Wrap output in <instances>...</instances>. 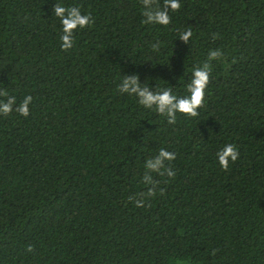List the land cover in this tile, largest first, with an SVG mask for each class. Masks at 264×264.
I'll use <instances>...</instances> for the list:
<instances>
[{"label": "trees", "instance_id": "16d2710c", "mask_svg": "<svg viewBox=\"0 0 264 264\" xmlns=\"http://www.w3.org/2000/svg\"><path fill=\"white\" fill-rule=\"evenodd\" d=\"M179 3L164 26L141 0H0V100L33 98L0 114V264H264V0ZM55 4L91 16L67 51ZM215 49L196 117L169 124L118 90L136 75L186 96ZM160 149L175 176L152 173L163 195L138 208Z\"/></svg>", "mask_w": 264, "mask_h": 264}, {"label": "clouds", "instance_id": "9594fccd", "mask_svg": "<svg viewBox=\"0 0 264 264\" xmlns=\"http://www.w3.org/2000/svg\"><path fill=\"white\" fill-rule=\"evenodd\" d=\"M141 2L143 5H148L149 3L156 5L151 10L144 8L142 15L146 17V20H143L142 23L145 24L151 23L166 26L171 22L169 11H178L181 7L179 0H163L162 6L159 0H141ZM53 11L54 15L60 19L62 26L60 47L63 51H67L73 46L74 31L78 27L84 28L90 25L92 23L91 16L90 14H82L79 7H64L61 4H55ZM179 35L180 39L187 43L192 36V32L191 30H186ZM222 58L223 53L220 49L209 51L207 60L201 66L193 69L192 79L186 85L188 92L186 96L178 97L174 95L171 88L157 89L155 92L149 91L146 85H141L138 82V76L136 75L124 77L122 83L118 86V90L121 93L134 95L141 106L148 109L154 108L157 113L165 115L168 118L169 124H174L177 113L189 117L199 115L198 109L204 105L205 89L210 80V73L212 71L211 61ZM0 96H7V92L0 93ZM32 99L30 95L25 96L23 101L18 105L14 96L8 97L7 102L0 100V114L8 116L15 111L19 115L27 117L29 115V104ZM13 105H16V107L13 108ZM216 155L219 165L225 171L229 167V161L235 162L239 158L237 146L232 143L226 144ZM175 158V153L160 149L155 157L145 161L144 167L147 172L143 175L142 182L148 187H146V190L128 197L130 201L134 202L136 207H145L146 198L155 196L157 191L163 195L164 190L158 189L159 181L153 179L152 173L173 178L175 172L169 166H166L165 162H170ZM148 173H151V175ZM32 250V246L30 245L27 251L31 252Z\"/></svg>", "mask_w": 264, "mask_h": 264}]
</instances>
